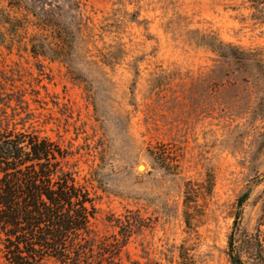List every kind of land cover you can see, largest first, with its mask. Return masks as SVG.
Here are the masks:
<instances>
[{
    "label": "rangeland",
    "instance_id": "rangeland-1",
    "mask_svg": "<svg viewBox=\"0 0 264 264\" xmlns=\"http://www.w3.org/2000/svg\"><path fill=\"white\" fill-rule=\"evenodd\" d=\"M73 2L0 0V128L66 152L125 264H229L264 197V0Z\"/></svg>",
    "mask_w": 264,
    "mask_h": 264
},
{
    "label": "trees",
    "instance_id": "trees-1",
    "mask_svg": "<svg viewBox=\"0 0 264 264\" xmlns=\"http://www.w3.org/2000/svg\"><path fill=\"white\" fill-rule=\"evenodd\" d=\"M44 50L32 46L36 56H46ZM66 158V152L49 139L24 129L0 128V236L5 264H125L121 248L132 224L119 226L122 241L116 236L112 241L99 239L93 226L96 198L66 169ZM249 198L246 193L237 203L228 237L229 264H264V197L252 232L242 227ZM180 258V264H196L187 251ZM127 262L142 264L129 255Z\"/></svg>",
    "mask_w": 264,
    "mask_h": 264
},
{
    "label": "water",
    "instance_id": "water-1",
    "mask_svg": "<svg viewBox=\"0 0 264 264\" xmlns=\"http://www.w3.org/2000/svg\"><path fill=\"white\" fill-rule=\"evenodd\" d=\"M141 168H143V166L139 167L140 170H141Z\"/></svg>",
    "mask_w": 264,
    "mask_h": 264
}]
</instances>
